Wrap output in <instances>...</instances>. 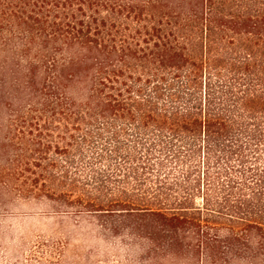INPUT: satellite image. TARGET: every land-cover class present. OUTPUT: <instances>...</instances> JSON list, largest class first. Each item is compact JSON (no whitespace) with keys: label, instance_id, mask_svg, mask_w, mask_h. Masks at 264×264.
Listing matches in <instances>:
<instances>
[{"label":"trees","instance_id":"16d2710c","mask_svg":"<svg viewBox=\"0 0 264 264\" xmlns=\"http://www.w3.org/2000/svg\"><path fill=\"white\" fill-rule=\"evenodd\" d=\"M31 201L122 263L264 264V0H0V217Z\"/></svg>","mask_w":264,"mask_h":264},{"label":"rangeland","instance_id":"374dc122","mask_svg":"<svg viewBox=\"0 0 264 264\" xmlns=\"http://www.w3.org/2000/svg\"><path fill=\"white\" fill-rule=\"evenodd\" d=\"M50 211L47 202L31 201L21 203L14 216L0 217V264H26L28 256L32 264L41 259L53 264H126L92 225L83 220L58 221Z\"/></svg>","mask_w":264,"mask_h":264}]
</instances>
